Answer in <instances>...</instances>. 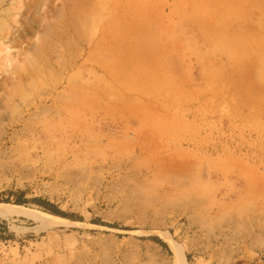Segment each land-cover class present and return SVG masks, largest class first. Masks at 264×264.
Instances as JSON below:
<instances>
[{
	"label": "rangeland",
	"instance_id": "374dc122",
	"mask_svg": "<svg viewBox=\"0 0 264 264\" xmlns=\"http://www.w3.org/2000/svg\"><path fill=\"white\" fill-rule=\"evenodd\" d=\"M84 1L68 60L126 15ZM136 4L132 60L115 26L81 68L1 74L0 204L71 219L0 218V264H173L166 233L187 264H264V0Z\"/></svg>",
	"mask_w": 264,
	"mask_h": 264
},
{
	"label": "bare ground",
	"instance_id": "6f19581e",
	"mask_svg": "<svg viewBox=\"0 0 264 264\" xmlns=\"http://www.w3.org/2000/svg\"><path fill=\"white\" fill-rule=\"evenodd\" d=\"M57 1L58 3H55ZM90 4L84 0H0V76L9 71L15 75L16 81L21 82L25 76L33 77L42 72L53 71V54H56L57 58L65 55V62L57 65L59 72L66 74L74 68H81L82 63L80 66L77 64L83 58L84 50L104 47L106 33L115 26H118L115 28L117 32L112 33L109 39L111 49L115 52L127 51L130 57L128 59L132 60L136 48L134 17L136 0L115 2L114 6L118 11L126 12L125 17H120L115 24L107 23L96 27L98 33L94 34L95 39L90 40L85 49L82 47L76 49L73 57L68 60L66 53L71 51L70 45L79 41L83 32L80 17L85 9L92 7ZM50 11H53L55 18L60 16V22L55 23L54 26L48 22L47 14ZM2 17L8 18L4 20ZM120 21L122 24L125 23L126 30L120 28ZM54 31L58 34V38L47 40ZM26 39L34 41L31 45L23 44ZM112 69L99 65L92 71L106 73ZM4 100V97L0 98V112L4 110ZM14 215H25L49 225L69 222L49 214L32 213L21 206L0 204V218ZM161 238L165 239L172 252L173 264H187L181 248L174 243L172 237L166 233L165 236L161 235Z\"/></svg>",
	"mask_w": 264,
	"mask_h": 264
},
{
	"label": "trees",
	"instance_id": "16d2710c",
	"mask_svg": "<svg viewBox=\"0 0 264 264\" xmlns=\"http://www.w3.org/2000/svg\"><path fill=\"white\" fill-rule=\"evenodd\" d=\"M23 196L24 195L21 192L16 194V196H15L16 198L13 201V204L18 205V206L26 205L28 203V201L23 199ZM5 202L8 203L9 201L6 200ZM30 202H32L33 204L38 206L42 211H44V212H46L48 214H51V215L57 216V217H61V218L71 219L70 216H68L67 214L61 212L60 210H58V208L54 204H51V203H49L47 201L40 200V199H35V200H31ZM2 231L3 232L7 231L6 230V223L3 220L0 221V233ZM4 240H6V238L0 234V241H4ZM155 241H157V243L161 247L166 248V245L163 242H161L160 240H155Z\"/></svg>",
	"mask_w": 264,
	"mask_h": 264
},
{
	"label": "water",
	"instance_id": "95a60500",
	"mask_svg": "<svg viewBox=\"0 0 264 264\" xmlns=\"http://www.w3.org/2000/svg\"><path fill=\"white\" fill-rule=\"evenodd\" d=\"M165 243V242H164Z\"/></svg>",
	"mask_w": 264,
	"mask_h": 264
}]
</instances>
